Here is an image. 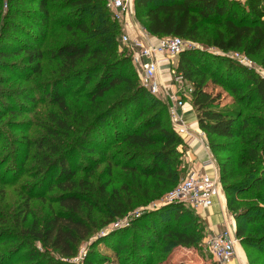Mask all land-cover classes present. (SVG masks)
I'll use <instances>...</instances> for the list:
<instances>
[{
  "label": "trees",
  "instance_id": "1",
  "mask_svg": "<svg viewBox=\"0 0 264 264\" xmlns=\"http://www.w3.org/2000/svg\"><path fill=\"white\" fill-rule=\"evenodd\" d=\"M20 1L31 7H20ZM8 3L12 7L13 0ZM16 9L13 15L25 24L0 25V59L22 55L29 73L25 82L45 76L15 97L27 108L37 104L48 109L41 135H25L24 148L13 149L19 161L32 163L27 173L34 178L33 189H44L37 199L57 189L55 203L64 212L19 234L17 251L22 250L24 262L39 264L43 255L32 250L29 239L71 258L96 228L124 216L133 199L149 200L174 188L185 153L180 148L186 146L171 126L166 102L149 94L131 73L133 64L120 50L121 26L104 0H17ZM134 9L136 20L151 36L200 40L202 26H212L206 44L224 53L260 57L264 67V0H134ZM6 18L12 20L11 14ZM50 24L59 26L64 37L45 48L43 36ZM18 33L20 46L8 52V41ZM177 59L179 74L192 86L190 105L227 194L226 210L233 215L236 237L249 264H263L264 79L226 57L184 51ZM209 80L233 96L234 108L219 107L221 95L208 89ZM0 82L2 86L1 77ZM15 97L3 95L0 106ZM76 159L84 164L80 171ZM78 173L82 177L76 178ZM128 184L143 189L142 196L132 195ZM152 184L155 189L148 192ZM236 192L255 194L256 202H231ZM95 214L101 221L91 219ZM202 222L193 210L170 205L118 232L113 251L117 256L125 253L128 264H148L149 257L164 262L178 248L199 250ZM128 234L129 244L122 245Z\"/></svg>",
  "mask_w": 264,
  "mask_h": 264
},
{
  "label": "rangeland",
  "instance_id": "2",
  "mask_svg": "<svg viewBox=\"0 0 264 264\" xmlns=\"http://www.w3.org/2000/svg\"><path fill=\"white\" fill-rule=\"evenodd\" d=\"M8 1L9 0H0V25L4 21H6V23L12 22L11 26L13 27H15L14 25L17 27V25L25 24V20L17 19L16 15H13V11H17V0H13L12 7H9ZM10 2H12V0H10ZM18 5L24 9L31 7V4L21 1ZM9 13L11 14L12 20L6 18ZM136 22L140 25L137 20ZM212 29V26H202L200 30V40L183 39L188 42L191 47L187 51H196L197 53L213 57H223L218 54V50L215 47L204 42L206 37L212 35ZM124 33H126V29L124 28V24H122L121 35ZM21 35L22 34L18 33L17 38L8 41V45H6L8 52L17 51V48L20 46L18 41H20ZM63 37L64 31L61 30L59 26L50 24L46 29V34L43 36L45 39L42 47L51 48L58 44ZM16 39L17 45H15ZM250 61L254 65V69H249L261 77L260 74H264V67L260 64V57L250 59ZM171 68L174 72L170 75H165V80L168 84L171 83L175 85L176 88H179L182 85H185V87H192L185 79L182 80V84H179V81H176V77L181 75L178 70V59L173 61ZM27 69L25 60L22 59V55L0 59V77L4 79L3 85H0L3 89L1 92L2 96L4 95L6 98L11 97V99H14L13 97H15V94L19 91L26 90L28 92L30 85L41 81V79L45 77L44 75L35 76L32 81L28 80L25 82L26 80H24V77L29 74ZM162 71L164 72V68H162ZM131 73L135 74L138 79V69L136 67L133 66L131 68ZM207 84L209 86L208 89L212 91L213 94L219 93L221 95L220 108L226 107L227 109H232L235 107L233 106L234 100L232 95L224 92L220 87L213 85L210 80ZM78 85H80L79 82L73 84L72 89H76ZM189 100L190 99L186 101L187 104H190ZM78 101L81 102L82 100L79 99ZM47 109V106L37 104L31 108H27L21 104V101L18 100L17 97H15L14 101L3 100V107L0 106V264H30V262H24L22 250L17 251L20 246L19 234H21V236L24 233L28 234L30 229L34 226H39L44 219L49 218L52 215L64 213L55 203L59 194L57 189H51L39 196L41 199H37V192L44 190L43 186L39 185L33 189V184L35 183L34 178H30L27 173L28 168L32 163L30 160H27V162L19 161V152L17 151V149L24 148L21 144L24 143L25 135H28V137L34 136V138L41 135V126L46 122ZM18 113L20 114L17 115ZM32 124L35 126L30 128ZM7 127H13L14 129L9 130ZM15 127H17L19 131L15 129ZM9 140H12V142ZM15 145H18L16 146L17 149H13L15 148ZM12 151H16V154H11L10 152ZM180 151H184L185 153L182 154L181 157L179 178L178 181L174 183L176 185L184 180L189 169L187 152L184 148H180ZM32 152L33 150H31V153ZM80 160L76 159L75 162L78 168L76 169L79 171L84 167V164ZM19 162L21 163L19 164ZM73 165L74 163L72 166ZM80 177H82L81 173L76 174V178ZM119 179L122 182L125 178L120 176ZM130 187L132 195L142 196L143 189H136L131 185ZM153 189H155L154 185L148 190V192ZM168 190L162 192L160 196H153L151 199L149 198V200L137 202L133 199L132 207L124 216L96 228L88 238L78 244L73 252V256L69 259L59 255L57 251L51 249L49 245L43 247L40 242L29 239L32 250L43 255V257L40 258L43 259V263L39 264H128V261L126 262L125 260V253H121L119 256L115 254L113 251L115 246L114 243L119 239V235H121L120 233L130 229L136 220L145 214L162 209L158 208V206L160 201H162L164 196L170 191ZM222 193L225 199L224 205H226L227 194L223 189ZM23 196H29V198L32 199L25 202L22 198ZM231 199V202H237L239 205L253 204L256 202L255 194H241L240 192L232 194ZM227 213L231 215L229 210H227ZM231 216L233 219V215ZM91 219L94 222H98L101 221V216L95 214L91 216ZM216 219H218L217 214L212 216L213 221H216ZM202 224L204 223L202 222ZM202 227L204 228V232L202 234L203 237L199 242V250L180 248L176 255L173 253L174 255L169 260L159 263L151 261V258L149 257L146 259V263L167 264V262L169 263L172 260L169 264H213L212 258L208 253L203 240L207 237V230L205 225ZM130 237V234H128L126 238L122 239V245L129 244ZM245 254L247 257L246 252ZM256 256L257 255L255 254L252 258Z\"/></svg>",
  "mask_w": 264,
  "mask_h": 264
},
{
  "label": "built area",
  "instance_id": "3",
  "mask_svg": "<svg viewBox=\"0 0 264 264\" xmlns=\"http://www.w3.org/2000/svg\"><path fill=\"white\" fill-rule=\"evenodd\" d=\"M104 1L112 19L120 26L124 24L126 33L121 35L120 50L126 53L133 66L138 69L140 86L149 94L166 102L171 126L178 135L179 132L186 133L191 139L205 145L209 151L205 134L202 131L191 134L182 120L181 112L187 104L186 101L190 99L192 87L182 85L176 88L175 85L168 84L165 80V75L174 72L171 68L173 61L179 54L191 48L189 43L179 37L158 38L151 36L136 22L134 0ZM235 1L244 3L246 0ZM218 54L231 59L240 66L254 69L250 59L240 52L224 53L218 50ZM162 68H164V72ZM260 75L264 79V74ZM182 80V75L176 77L179 84H182ZM224 200L218 169L214 157L209 151L207 160L188 169L184 180L164 196L158 208L183 205L196 212L209 209L215 204L222 207L223 222L221 227L223 230L209 235L205 239L204 245H206L214 264H227L236 258L239 240L236 237L235 228L226 223Z\"/></svg>",
  "mask_w": 264,
  "mask_h": 264
},
{
  "label": "crops",
  "instance_id": "4",
  "mask_svg": "<svg viewBox=\"0 0 264 264\" xmlns=\"http://www.w3.org/2000/svg\"><path fill=\"white\" fill-rule=\"evenodd\" d=\"M181 115H182V120L184 124L189 129L191 134H196L201 131L198 126V122L196 119V114L194 112V109L190 104H186L184 106V108L182 109ZM179 136L186 146L187 162H188L189 169L193 167L194 165H197L198 163L207 160L209 151L207 150L205 145H201L197 140H194L193 138L191 139L189 135H187L186 133L184 134L182 132H179ZM207 171L209 172V170ZM221 209L222 207H220L218 204H215L213 207L209 209L197 210L195 212L201 218V220L203 221L205 225V228L207 230V237L209 235L218 233L223 230V227H221V223L223 222ZM224 213H225L226 223L235 228L232 216L227 213L226 205H224ZM216 214L218 215V219H216V221H213L212 216ZM207 237H205V239ZM205 239L203 240L205 241ZM179 250L180 248L175 250L174 254L176 255L177 251ZM169 263L167 262V264ZM227 264H249L246 254L243 248L240 246V244L236 248V258L228 262Z\"/></svg>",
  "mask_w": 264,
  "mask_h": 264
}]
</instances>
